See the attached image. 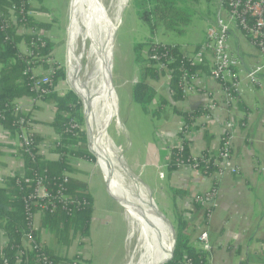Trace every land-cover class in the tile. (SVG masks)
<instances>
[{"label": "trees", "instance_id": "1", "mask_svg": "<svg viewBox=\"0 0 264 264\" xmlns=\"http://www.w3.org/2000/svg\"><path fill=\"white\" fill-rule=\"evenodd\" d=\"M45 1L0 0V126L14 138L20 134L21 118H25L29 123L35 122L30 114L16 115L15 104L23 98L38 97L34 86L35 79L40 77L35 72L37 68L52 69L51 83L43 86L48 93L41 95L39 101L53 104L55 107L56 114L49 125L60 137V141L50 150L58 159L51 160L40 153L39 144L43 138L31 132L29 128L30 144L28 146L21 144L17 152L23 160L24 174L8 177L5 184L0 186V229L7 239V245L0 250V264H45V258L50 264L76 261V258H69L67 252L79 236L82 238L90 236L95 213V197L89 183L83 179L88 173L73 164L75 160H86L94 164L97 160L88 149V137L83 129L85 119L82 103L74 92L68 91L61 95L58 90L60 82L66 79V71L62 67L58 68V65L51 66L48 63L54 50V43L49 36L39 35L42 31L48 33L52 29V24L36 19L35 15H29L30 12L33 13V3L40 6V12L49 13L50 10L44 5ZM132 1L140 21L149 29L151 35L145 42L134 47L139 75L132 87L131 98L140 105L146 115L159 119L165 113L163 108L167 101L160 97L157 108L152 109L158 96L152 82H159L165 78L166 73L153 68L150 57L154 49L171 71L169 88L174 102L184 99L182 84L186 80L211 74L212 65L209 59L201 64H193L187 59V54L179 44L155 42V35L159 30L178 36L184 34L199 10V1ZM219 3L220 0H217V12ZM20 8L24 11L20 12ZM14 9L19 20L17 24L11 21ZM22 29L23 33L19 35L18 32ZM237 32L250 42L241 31ZM21 45L27 48V53L22 51ZM201 46L202 44L197 45L194 52L199 51ZM237 68L238 66L236 72ZM230 90L238 97V103H242V95ZM170 108L172 114L182 117L183 124L189 132L198 118L208 114L203 108L193 112L180 111L172 105ZM205 139L209 141L211 137L206 133ZM218 156L219 153L214 155L206 151L200 157H194L190 151L189 141H184L182 150L171 149L167 172L172 175L183 166H191L205 176H211L219 171V167L215 165ZM4 157V149L0 146V168L6 166ZM39 180L43 181L49 194V198L43 201L46 205L44 209L34 206L31 200ZM171 195L176 199L184 193L171 189ZM209 212L206 210V217ZM37 214H40L41 218L38 229H34L32 223ZM174 225L177 247L173 260L168 264H208V253L194 247L187 233V221L178 213ZM42 232L53 234L57 244L64 248L66 253L58 254L45 243L42 240ZM28 234L32 235L37 247L34 246L32 249L27 247ZM80 260L82 261L81 257ZM241 264L249 263L243 261Z\"/></svg>", "mask_w": 264, "mask_h": 264}, {"label": "crops", "instance_id": "2", "mask_svg": "<svg viewBox=\"0 0 264 264\" xmlns=\"http://www.w3.org/2000/svg\"><path fill=\"white\" fill-rule=\"evenodd\" d=\"M39 7L37 3H33V8ZM35 17L40 21L47 22L39 18L38 14ZM203 42L197 45H201ZM229 45L232 55L238 59L239 63L237 74L242 80L240 85L242 103H237L234 106L228 105L221 85L209 76L200 78L196 83L197 90L186 95L180 102L173 101L167 81L162 79L159 82H152L158 94L152 109L157 108L160 97L167 101V105L163 108L166 113L165 117L159 118L161 124L153 132L150 141L146 142V169L151 168L158 171L161 181L158 189L164 199L165 208L170 211L173 220L176 219L178 213L187 221V233L196 249L203 250L199 236L203 232L208 234L211 245V249L206 251L208 264H241L243 261L249 264H264V74L261 75L260 86L250 85L245 79L246 74L261 61V56L256 48L239 32L230 36ZM196 46L193 48L183 46L182 50L185 54L192 55ZM22 51L28 52L27 48L25 51L23 48ZM40 69L35 70L39 75L43 74L44 71L42 69L39 71ZM137 80L138 75L134 78L132 87ZM58 90L60 92V87ZM245 93H255L254 98H246ZM18 101L23 106V112L30 114L35 121L32 123L33 132L40 135L43 141L56 143L59 136L54 133L49 125L56 114L53 104L37 101L34 107H30L28 105L29 98ZM170 105L185 112H193L203 108L208 111V115H211L207 124L203 123L205 114L198 118L190 131L188 141L191 154L194 157H200L206 151L214 155L218 154L226 124L235 123L231 163L237 170L236 173L227 169L222 175L214 173L211 176H205L191 166H183L173 172L172 175L168 174L167 168L173 142L176 140L179 127L183 124L181 116L172 114ZM200 125H205L203 131L200 130ZM206 133L211 137L209 141L205 139ZM131 145L132 149L129 153L133 152L134 146L132 143ZM0 146L4 149V161L6 163V166L0 168V186H3L8 177L24 174V164L22 158L17 155L21 146L19 137L12 138L1 126ZM126 148H128V144H126ZM42 154L51 160L58 159L57 155L50 152L42 151ZM126 162H128V158ZM123 163L128 172L131 171L126 163ZM161 173L164 174V178H161ZM108 183L111 201L117 210L123 211L125 207L119 203V198L112 192L110 182ZM213 187H216L218 206L214 209H208L210 212L206 217V209L198 207L195 198ZM171 189H176L184 195L173 199ZM151 192L154 193L153 190ZM149 196L154 201L152 194L149 193ZM40 218L39 214L34 217L35 229L39 227ZM97 218H100L101 221L99 227L94 226ZM101 218L95 210L90 236L77 238V246L74 244L67 252L69 258L73 259L80 256L82 261H87V263L91 261L93 257L91 235L92 233L95 235L94 232L100 229L102 225L106 226L105 218L103 217L104 220ZM166 221L171 225L167 219ZM50 238L49 233L42 232V240L48 245ZM56 252L58 254L66 253ZM87 263L85 262V264Z\"/></svg>", "mask_w": 264, "mask_h": 264}, {"label": "rangeland", "instance_id": "3", "mask_svg": "<svg viewBox=\"0 0 264 264\" xmlns=\"http://www.w3.org/2000/svg\"><path fill=\"white\" fill-rule=\"evenodd\" d=\"M198 1L199 10L194 15L191 25L186 29L184 34L178 36L176 34L165 33L164 30H159L155 35V42L157 41V43L163 44L177 43L182 47L187 46L189 48H193L197 44L203 42L206 38L209 26L217 20V0ZM72 2L73 0H46L44 5L50 10L49 13H42L39 11V8L33 9L34 15L38 14L39 18L52 24V29L48 32V36L54 43V50L48 63L51 64V66L53 64L58 65V68L62 67L66 71L65 81H61L59 84L61 95L68 91L74 93L76 91L78 93L74 86L73 79L77 78L80 80L82 76L85 75L84 72L87 69H89L91 73L95 69L94 58L91 54V48L94 45L93 30L89 32L86 39H81L82 37L79 38L76 51L71 47L76 26L75 13V19L72 20L71 17ZM101 2L103 7L100 9V12L104 13V8L111 7L112 0H101ZM104 19L105 21L108 20L105 17ZM105 21L102 24L105 25ZM111 34H113L112 39L114 40V46L112 47L113 57L110 45H107V50L109 52L108 59L110 60V68L113 63L112 83L117 94L118 104L117 98L111 102L110 121H108L106 125L107 133L116 148V152L121 159L123 157L122 162H125L130 168L131 171L128 172L129 176L138 181L139 184L142 183L140 186H142L145 194L147 193L146 191L149 192L147 189L149 185L154 191V193L149 192L153 196L154 201L150 198L149 201L150 206L155 210L154 212H157L154 208V205H156L160 213L166 216V219L171 223L176 232L173 217L170 211L165 208L164 199L158 189L159 184H161L158 171L151 168L146 169V142L150 141V137L155 129L159 127L161 121L150 115H146L140 105L133 102L131 98L132 82L134 78L139 75V67L135 63L134 47L136 44L145 42L151 35L149 29L140 21L132 0H128L127 7L120 13L119 22L113 26ZM23 48L25 51L26 47L24 45H22V49ZM82 56L83 67H81L80 64ZM144 56H146V53H144ZM78 58L80 61L77 60L76 66L74 67L75 59ZM39 71H41V69ZM86 80L87 79H85V81ZM254 95L255 93H245V97L248 99H253ZM78 97L82 103V111L85 119V126L83 129L86 131L88 137V149L94 154V151L91 149V140L89 138L86 102L81 96ZM165 115L166 113L161 116L165 117ZM118 117L121 120V124L119 125H117ZM130 142L134 146L133 152L131 153H129L132 149ZM126 144H128V148L125 149ZM125 157L126 159L128 158V162L125 161ZM96 159L95 165L86 160H75L73 163L76 168L82 169L88 173L84 178L88 181L90 190L95 196V210L97 211V215L102 217L101 219H103V217L105 218V220H103L106 224V226L102 225L96 232L93 231L95 234L93 235L92 233L91 235L93 239L91 242L93 257L89 263L84 261L83 264H85V262L87 264H130L138 245L136 236L130 239L133 220L131 216L127 214L126 209L123 208V211L117 210L116 206L111 201L109 192L104 183L106 173L104 171V173H102V165L100 166L98 158ZM122 164L124 165V163ZM124 167L127 168L126 166ZM146 181L149 185H146ZM112 187V192L124 200L121 191L114 186ZM162 218L166 221L164 217ZM100 222V218H97L94 226L99 227ZM166 222L164 223L166 224ZM167 224L166 230L168 236L163 235V243L160 244L159 250L161 247L163 249V246H165L166 249L171 246V235L173 236L172 227L168 222ZM162 225L164 224L162 223ZM50 235L51 238L48 240L49 246L56 251L66 252L64 248H61L57 244L55 236L53 234ZM6 242L7 239L0 229V249L5 246ZM74 244L77 246L76 241ZM158 256L159 253L155 256L156 262L159 263ZM155 257L153 258V255H151L149 264H153L152 262ZM156 262L154 264H156Z\"/></svg>", "mask_w": 264, "mask_h": 264}, {"label": "built area", "instance_id": "4", "mask_svg": "<svg viewBox=\"0 0 264 264\" xmlns=\"http://www.w3.org/2000/svg\"><path fill=\"white\" fill-rule=\"evenodd\" d=\"M15 9L12 11L11 21L17 24L18 17L15 15ZM24 10L20 8V12ZM17 12V11H16ZM29 15H33L32 12ZM241 31L247 39H249L251 45L256 48L259 55L261 56V61L254 65L251 70L246 74V81L254 86H260V77L264 74V0H220L217 20L211 26H209L206 38L202 44L199 51L194 52L192 55H186L187 59L193 64H201L206 59L211 61V74L210 78L218 82L225 94V101L228 105L234 106L239 102L238 97L234 96L230 89L241 94L240 85L242 80L236 72V67L238 66V59L232 55L229 38L231 34ZM33 32V31H32ZM23 29L19 30L18 34H22ZM31 33V31H30ZM34 34H38L34 32ZM40 36H48V33L42 31L39 32ZM153 62V68L159 71H164L166 73L164 81L168 83L171 80V71L162 62L161 57L157 54L154 49L153 54L150 57ZM52 69L44 71L40 74V77L35 79L34 86L38 93L37 98H29L30 107H34L39 101L41 95L48 93V90L43 86L51 83ZM38 75V74H37ZM202 78V77H201ZM200 78H192L186 80L183 86L184 95L194 93L197 90V81ZM15 114H22L23 106L20 101H16ZM203 119V123L207 124L211 115L206 114ZM20 134L18 135L21 144L28 146L30 144V137L28 134V129L31 128L33 131L32 123L26 122L25 118H21L19 121ZM200 130L205 129V125H200ZM235 123L229 122L226 124L222 135V146L219 151V156L215 160V165L219 167L220 175L224 174L227 169H230L232 173H236L237 170L232 166L231 163V148L233 140V130ZM190 132L187 131L186 126L182 124L177 132L176 140L173 142L172 148L183 149L184 141H188ZM60 141V137L57 142ZM50 141H42L39 144L40 153L45 151L50 152L53 145ZM29 151V150H28ZM43 155V154H42ZM193 168V167H192ZM194 169V168H193ZM196 170V169H195ZM161 178H164V174L161 173ZM49 198V194L42 180L37 182V187L35 192L31 196L32 204L39 209H44L46 205L43 203L45 199ZM42 201V202H41ZM195 203L203 207L204 209H214L218 206L217 204V192L216 189L211 188L209 191L198 195L195 198ZM40 215V214H39ZM36 216V215H35ZM34 216V217H35ZM33 228H34V218H33ZM35 229V228H34ZM29 245L28 248L32 249L34 246L37 247L31 234L27 235ZM199 241L202 245L204 251H209L211 249L209 236L206 232L201 233L199 236ZM45 264H50L45 258ZM58 264H83L80 258H76V261L72 263L60 262Z\"/></svg>", "mask_w": 264, "mask_h": 264}, {"label": "bare ground", "instance_id": "5", "mask_svg": "<svg viewBox=\"0 0 264 264\" xmlns=\"http://www.w3.org/2000/svg\"><path fill=\"white\" fill-rule=\"evenodd\" d=\"M74 2L75 0L72 2L71 17L74 20L76 16V26L71 47L76 51L79 38L86 39L89 32L93 30L94 45L91 48V54L95 69L92 73L87 69L84 72L85 75L80 80L74 78L73 83L78 95L80 94L79 96L86 102L91 149L102 158L101 165L108 182L111 187L114 186L121 191L124 200L116 195L119 198L118 201L133 220L130 239L136 236L138 245L130 264H149L151 255L154 258L157 253H159V263L156 262V257L152 263L163 264L172 252L174 229L172 228L171 246L167 249L163 246V249L161 247L159 250L163 237L168 236L167 222L158 212L155 215V210L150 206L149 192L146 191L145 194L138 181L129 176L125 165L122 164V159L108 137L106 128L107 122L110 121L111 102L116 99L108 83L112 67L110 68L107 45H110L112 50L114 34H111L112 28L119 22V15L127 7L128 0H112L111 7L104 8V13L100 12L103 7L101 0H76L75 5ZM104 17L108 20L105 21ZM104 21L106 26L102 24ZM77 60L80 61L79 58L75 59L74 67Z\"/></svg>", "mask_w": 264, "mask_h": 264}, {"label": "water", "instance_id": "6", "mask_svg": "<svg viewBox=\"0 0 264 264\" xmlns=\"http://www.w3.org/2000/svg\"><path fill=\"white\" fill-rule=\"evenodd\" d=\"M112 41H113V43H114V40H112ZM113 46H114V44H113ZM113 46H112V47H113ZM112 57H113V48H112ZM80 64H81V67H83V65H82V64H83V56L81 57ZM112 71H113V63H112V68H111V71H110V75H109L108 83H109V86H110L112 92H114L115 95H116V97H117L116 91H115V89H114V87H113V83H112ZM69 77H70V76H69ZM70 79H71V77H70ZM75 93L78 95V93H77L76 91H75ZM78 96H79V95H78ZM117 102H118V98H117ZM117 104H118V103H117ZM119 124H121V120H120L119 117H118L117 125H119ZM89 138H90V135H89ZM93 153H94L95 157L98 158V163H99V165L101 166V162L103 161L102 158H101L98 154H96L95 152H93ZM125 161H126V158H125ZM101 170H102V173H104V172H103V168H102V166H101ZM104 179H105L104 182H105L106 188H107V190H108V192H109V183H108V179H107L106 176L104 177ZM147 189H148L149 192L151 193V190L149 189V187H147ZM154 207H155L156 211L158 212V214L166 219V216H164V215H162V214L160 213V211L158 210V208L156 207V205H154ZM173 229H174V228H173ZM173 231H174V230H173ZM176 239H177V235H176V232L174 231V240H173V248H172V252H171L169 258H168V259L165 261V263H163V264H168V263H170V262L173 260V258H174V256H175V252H176V247H177V240H176Z\"/></svg>", "mask_w": 264, "mask_h": 264}, {"label": "flooded vegetation", "instance_id": "7", "mask_svg": "<svg viewBox=\"0 0 264 264\" xmlns=\"http://www.w3.org/2000/svg\"><path fill=\"white\" fill-rule=\"evenodd\" d=\"M217 3V2H216Z\"/></svg>", "mask_w": 264, "mask_h": 264}]
</instances>
